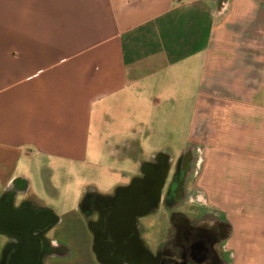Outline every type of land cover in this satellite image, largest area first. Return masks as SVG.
Here are the masks:
<instances>
[{
  "label": "crops",
  "instance_id": "obj_1",
  "mask_svg": "<svg viewBox=\"0 0 264 264\" xmlns=\"http://www.w3.org/2000/svg\"><path fill=\"white\" fill-rule=\"evenodd\" d=\"M181 118L191 158L175 209L216 228L215 264H264V0H0V197L51 212L45 264L74 256L46 204L54 172L97 153L117 188L146 143L174 153ZM87 188L74 210L99 264ZM140 241L159 258L161 238Z\"/></svg>",
  "mask_w": 264,
  "mask_h": 264
},
{
  "label": "flooded vegetation",
  "instance_id": "obj_2",
  "mask_svg": "<svg viewBox=\"0 0 264 264\" xmlns=\"http://www.w3.org/2000/svg\"><path fill=\"white\" fill-rule=\"evenodd\" d=\"M180 153L177 166L175 158L164 153L144 161L139 174L112 194L100 195L87 188L80 206L92 222V249L99 264H215L216 228L175 209L184 202L183 180L191 158L183 150ZM167 170L172 173L166 180ZM155 206L168 209V224L175 230L173 239L162 242L159 258L141 246L137 224L146 215L140 213ZM44 216L42 209L28 202L14 204L8 196L0 197V264H45L57 255L59 246L50 238ZM175 247L178 256L172 252Z\"/></svg>",
  "mask_w": 264,
  "mask_h": 264
},
{
  "label": "rangeland",
  "instance_id": "obj_3",
  "mask_svg": "<svg viewBox=\"0 0 264 264\" xmlns=\"http://www.w3.org/2000/svg\"><path fill=\"white\" fill-rule=\"evenodd\" d=\"M181 111L183 113V107L181 108ZM181 119L182 121H178L176 123V138L172 139V149L174 150V153L171 155L175 158V162L177 161L176 166L181 160L180 152L183 148V139L180 137V133L183 132L185 123L183 122V118ZM146 140L149 142L148 139ZM162 140L165 141L168 139H161V144L163 143ZM145 146L146 147L144 149L146 151V161L153 160L154 155H159L154 153L152 154V150H158V147L154 146L155 148L152 149V147H149V144L147 143ZM98 159H100L99 155L97 153H93L91 154V157H89L86 162L79 165V167L73 168L63 166L57 169L53 174L52 182L55 185L56 193L54 195L49 194L46 196V204H48V207L54 209L58 215L61 217L63 216L60 224L55 226V236L60 239L61 235L63 240L74 249V256L65 259L62 261V264H90L88 260H86L82 250V247L85 246V243L88 240L85 239L84 236V231L87 229L86 220L80 211L74 210L81 192H83L84 189L90 185H95L102 193L108 191L114 192L116 190V187H114L116 186V183L112 184V178L110 177L107 162L104 161L100 163L99 166L94 165L93 160ZM179 172L181 171L178 170V173ZM171 173L172 171L167 170L166 180L170 177ZM121 175L122 173L120 172V176ZM179 175L181 174L179 173ZM124 182L126 183V181ZM35 188L37 189V187ZM43 190L46 191L45 188H43ZM149 213L152 214L150 218L146 219V223L150 225V228L147 230V232H150L149 237L147 236V233L144 232V227L142 224L139 228L140 236H142L143 240L147 241L149 239L150 242H152L156 240V237H159L164 242L166 240L173 239L175 230L174 227L169 225L167 222L168 209H165L161 206H155ZM149 220H154V223L150 222L152 223L150 224ZM155 244L156 241L154 244H152L153 247ZM65 252L67 251L65 250ZM172 252L175 256H178V252L175 253L173 248Z\"/></svg>",
  "mask_w": 264,
  "mask_h": 264
},
{
  "label": "water",
  "instance_id": "obj_4",
  "mask_svg": "<svg viewBox=\"0 0 264 264\" xmlns=\"http://www.w3.org/2000/svg\"><path fill=\"white\" fill-rule=\"evenodd\" d=\"M44 213H45V216L43 217V218H44L43 221H44V222H48V224L51 225L52 222H53V217H52V215H51V212L48 211V210H46V211H44ZM31 216H32V215H31ZM32 218L37 219V218H39V217L36 216V215H33Z\"/></svg>",
  "mask_w": 264,
  "mask_h": 264
}]
</instances>
